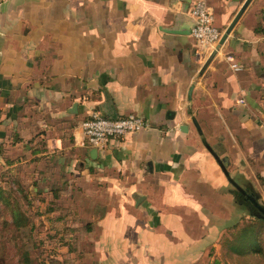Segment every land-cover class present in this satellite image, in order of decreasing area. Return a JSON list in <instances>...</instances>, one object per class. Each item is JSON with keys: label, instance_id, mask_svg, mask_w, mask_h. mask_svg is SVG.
Segmentation results:
<instances>
[{"label": "crops", "instance_id": "1", "mask_svg": "<svg viewBox=\"0 0 264 264\" xmlns=\"http://www.w3.org/2000/svg\"><path fill=\"white\" fill-rule=\"evenodd\" d=\"M195 1L0 0V168L77 189L85 264H230L242 209L264 207V0L211 60ZM206 1L222 38L247 0ZM97 111L151 128L94 146Z\"/></svg>", "mask_w": 264, "mask_h": 264}, {"label": "rangeland", "instance_id": "2", "mask_svg": "<svg viewBox=\"0 0 264 264\" xmlns=\"http://www.w3.org/2000/svg\"><path fill=\"white\" fill-rule=\"evenodd\" d=\"M0 187L8 192L12 206L26 222L24 227L17 229L12 224L10 212L1 213L5 214L1 216L2 222L8 219V223H0V231L5 236L0 264H17L19 247L30 252L34 264H85L86 256L80 255L79 250L87 245L88 239H83L82 233L89 224L81 220L83 216L74 196L76 188L51 189L48 193L35 191L31 183L23 182L20 175L12 174L4 166L0 168ZM90 189L92 187L78 190L88 197L101 196L104 190L101 187ZM250 206L249 212L255 214L256 208ZM3 208L0 203V210ZM245 210L242 209L244 215L249 213ZM82 256L84 258H80ZM230 264H234L232 260Z\"/></svg>", "mask_w": 264, "mask_h": 264}, {"label": "built area", "instance_id": "3", "mask_svg": "<svg viewBox=\"0 0 264 264\" xmlns=\"http://www.w3.org/2000/svg\"><path fill=\"white\" fill-rule=\"evenodd\" d=\"M193 27L191 34L198 41L199 56L204 55V48L215 49L222 32L215 25V16L206 0H196L192 8ZM202 55V56H201ZM231 60V58H228ZM235 70L241 66L232 62ZM84 134L91 145L105 147L112 138H122L130 133L140 132L151 128L150 122L137 114L122 117H110L97 111L82 122Z\"/></svg>", "mask_w": 264, "mask_h": 264}, {"label": "trees", "instance_id": "4", "mask_svg": "<svg viewBox=\"0 0 264 264\" xmlns=\"http://www.w3.org/2000/svg\"><path fill=\"white\" fill-rule=\"evenodd\" d=\"M18 181V179H17ZM9 194L0 187V203L4 207L0 210V223H8V219L2 222L1 216L4 211H9L12 224L17 229L24 227L26 222L22 219L18 210L12 206V201ZM257 212H260L257 209ZM233 232V239L230 241L231 253H228L230 260L241 264H264V218L249 212V215L243 216L242 222L237 223ZM4 233L0 231V257L4 250ZM19 259L17 264H34L31 254L24 247H19ZM213 264H225L220 260H215Z\"/></svg>", "mask_w": 264, "mask_h": 264}, {"label": "water", "instance_id": "5", "mask_svg": "<svg viewBox=\"0 0 264 264\" xmlns=\"http://www.w3.org/2000/svg\"><path fill=\"white\" fill-rule=\"evenodd\" d=\"M251 2V0H247L244 7L241 9V11L238 13L236 19L234 20V22L232 23L231 27H229L228 31L223 35V37L221 38L220 42L218 43V45L216 46V48L214 49L213 53L211 54V57L209 60H211V58L217 53V50L222 46V44L225 42L227 36H228V33L229 31L231 30L233 24H235V22L237 21V19L240 17V15L243 13V11L245 10V8L248 6V4ZM210 61H208L209 63ZM208 63H206L205 66L208 65ZM195 120V123H196V126L200 129V126L199 124L197 123L196 119ZM224 162H227V159H223ZM219 162L221 163L222 161L219 160ZM255 201V199H253ZM259 210L260 212H254L255 215H257L258 217H262L264 218V207H260L259 206Z\"/></svg>", "mask_w": 264, "mask_h": 264}]
</instances>
